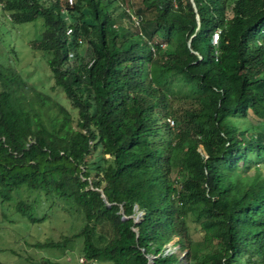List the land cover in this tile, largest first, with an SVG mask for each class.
Masks as SVG:
<instances>
[{
    "label": "trees",
    "instance_id": "obj_1",
    "mask_svg": "<svg viewBox=\"0 0 264 264\" xmlns=\"http://www.w3.org/2000/svg\"><path fill=\"white\" fill-rule=\"evenodd\" d=\"M37 17L50 92L4 38ZM4 203L71 217L24 264H264V0H0Z\"/></svg>",
    "mask_w": 264,
    "mask_h": 264
},
{
    "label": "rangeland",
    "instance_id": "obj_2",
    "mask_svg": "<svg viewBox=\"0 0 264 264\" xmlns=\"http://www.w3.org/2000/svg\"><path fill=\"white\" fill-rule=\"evenodd\" d=\"M128 9L129 5L127 4ZM135 18V15H132ZM7 20V19H5ZM41 18L37 17L33 21L22 22L16 25V30L4 34V38L16 48L18 53L17 67L28 77L31 82L36 85H45L47 88L51 83L49 71L45 62V56L41 55L38 50L29 47L31 40L39 36L42 29ZM216 34H213L215 38ZM213 41V40H212ZM214 42V41H213ZM5 47L7 45L5 44ZM7 60V58L5 59ZM49 92L50 89L48 88ZM56 91H59L58 89ZM52 93V92H51ZM65 106L68 105L67 99L61 92H58ZM254 121V119H253ZM258 121V122H257ZM260 125L259 120L255 121ZM199 149V147H198ZM7 204L5 213L8 216L1 218L0 216V264H24L25 256L38 257L40 255L59 258L60 251L54 248H35L31 245L34 241H42L46 238L58 239L60 234L71 231V217H67L58 209L52 210L50 216L43 221L37 223H29L25 219L11 213V203ZM140 211L133 216L136 221L139 220ZM76 223V221H74ZM191 225V223H190ZM194 238H198L199 233L193 231ZM171 241L167 244L170 245ZM171 249L175 250L180 262L182 251L176 249L175 245H171ZM152 257V254L148 258ZM69 258V256H66ZM79 262V256L75 257ZM96 264H102L98 262Z\"/></svg>",
    "mask_w": 264,
    "mask_h": 264
},
{
    "label": "built area",
    "instance_id": "obj_3",
    "mask_svg": "<svg viewBox=\"0 0 264 264\" xmlns=\"http://www.w3.org/2000/svg\"><path fill=\"white\" fill-rule=\"evenodd\" d=\"M68 2H71V0H68ZM216 37V36H215ZM213 41H215V38L212 39ZM169 123L171 124L172 123V120H169ZM79 262L80 263H84L85 262V259L83 256H79ZM91 264H93V261L91 262Z\"/></svg>",
    "mask_w": 264,
    "mask_h": 264
},
{
    "label": "water",
    "instance_id": "obj_4",
    "mask_svg": "<svg viewBox=\"0 0 264 264\" xmlns=\"http://www.w3.org/2000/svg\"><path fill=\"white\" fill-rule=\"evenodd\" d=\"M122 217L124 218L125 216H122ZM133 221H136V220L133 219ZM152 257H153V255H152ZM152 257L148 258L147 260H148V261H151V260H152Z\"/></svg>",
    "mask_w": 264,
    "mask_h": 264
}]
</instances>
